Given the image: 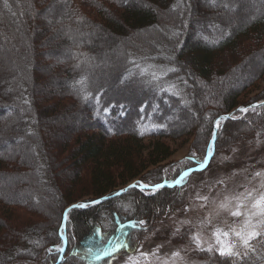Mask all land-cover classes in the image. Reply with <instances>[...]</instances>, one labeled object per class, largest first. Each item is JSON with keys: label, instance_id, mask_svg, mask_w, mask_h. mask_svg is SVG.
I'll return each mask as SVG.
<instances>
[{"label": "trees", "instance_id": "16d2710c", "mask_svg": "<svg viewBox=\"0 0 264 264\" xmlns=\"http://www.w3.org/2000/svg\"><path fill=\"white\" fill-rule=\"evenodd\" d=\"M230 1L7 0L5 7L0 0V45L11 48L20 39L27 45L17 54L19 64L10 62L18 73L11 79L0 73V116H13L14 131L24 140V153L0 156V184L13 180L28 189L21 202L9 201L14 195L0 189V264H56L61 256L57 249L63 246V216L71 206L112 196L132 182L151 187L174 182L204 162L217 118L239 115V108L264 101V89L248 102L241 100L264 79V0H258L257 10L236 14L233 20L222 10ZM146 38L153 39L152 46L144 45ZM130 40L141 45H129ZM99 45L122 47L125 61L113 80L125 77L130 81L125 84L145 93L129 124L135 106L99 90ZM45 77L49 85L41 82ZM92 82L98 93L91 90ZM77 107L86 122L74 131L71 114ZM174 111L183 120H174ZM192 135L195 143L204 138L199 153L173 175H162L160 164L172 155L162 141ZM263 135L264 106L221 124L214 159L228 139L242 144ZM148 139L159 142L140 147ZM151 166L159 167L147 172ZM189 182L155 194L132 189L105 203L71 210L61 264H108L134 253L140 235L174 207L172 199ZM54 210L60 211L51 230L55 243L46 235ZM130 222L137 226L129 227ZM117 238L128 246L104 255ZM252 248L242 259L205 251L197 258L204 264H264V238ZM17 249L27 257L20 252L9 257Z\"/></svg>", "mask_w": 264, "mask_h": 264}, {"label": "rangeland", "instance_id": "374dc122", "mask_svg": "<svg viewBox=\"0 0 264 264\" xmlns=\"http://www.w3.org/2000/svg\"><path fill=\"white\" fill-rule=\"evenodd\" d=\"M243 2L245 3V5L242 6ZM233 6H239L240 8H238V10L234 12L235 8ZM259 6L260 1L258 0H231L229 2V6L226 7L224 5V7H222V10L226 15L228 14L231 17V20H233L236 14H245L247 10L252 9L257 10ZM238 11L239 13H237ZM18 41L19 44H15L11 48L0 45V53L3 55L0 56V73L3 74L4 78L11 79V77L15 73H18L17 71L14 72V67L12 66V64H10V62L19 64L17 54H20V50L22 49V47L27 46L23 39H20ZM58 41H56V43H58ZM145 42L146 44L144 45L152 46V43L154 41L152 38L149 40H147L146 38ZM135 44L141 45L139 41L137 43L133 40H130L129 45ZM99 48L100 49L98 50V52H100L102 61L100 65L98 64V69L100 70V72L98 73V77H100V81L103 82L101 85H99V90H104L106 92L105 95H107L108 97L112 95L111 97L113 99L120 100L121 98L118 89L123 90L127 88V83L125 84V82L129 81H125V77L123 79L117 78L115 82L113 80L114 75L119 71L121 67L117 62L125 61V58H123L124 54L122 53V47L120 46L118 48H108L106 46L100 47L99 45ZM23 50L24 48L21 51ZM43 51L46 50L44 49ZM38 62L40 64L43 61L39 60ZM116 64H118L119 66H117ZM40 66L37 67L40 68ZM24 67H26L25 64ZM153 68L154 67H152V69ZM41 82L43 83V85H49L50 78L48 79L47 77H45ZM135 88V85L132 88L128 86V92L131 94L133 92H136ZM97 89V86H94V83L92 82L91 90H94L96 93H98L99 90ZM263 89L264 79H262L258 83V87L256 89L250 91L249 95H245L241 100L244 102H248L249 99L258 96L259 93H261L260 91H262ZM77 90L81 91V89ZM129 102L135 106V111L131 113L129 120H127L128 123L126 122V124L133 122V116L135 115L139 107V105L138 107L136 105L139 104V102H136L133 99H129ZM259 102L264 101L260 100ZM259 102H256L254 104H257ZM254 104H251L248 107ZM78 110L79 107H77L73 111V114H71L74 115L75 121L73 127H81L83 126V123L85 124L86 122V115L84 113L82 114ZM247 112H239L240 114L234 116V119L236 120L243 118L245 114H247ZM177 114L179 113L176 111L172 112V118L174 120H177L180 117V119L183 120L181 113L179 115ZM13 118V116H9L8 114L4 115V117L3 115L2 117L0 116V125L2 126L0 127V156L2 157H7V155L18 156L24 153L22 147L24 140H22V137L20 135H17L15 133V121L13 120ZM184 118L187 120L188 115L185 114ZM53 124L54 125L52 126V129L58 130V128H56L57 124ZM221 124L222 123H220L219 127H217V125L214 123L215 129L218 128L217 130L219 131ZM181 126L182 124L180 125V127ZM76 127L73 129L74 131L78 130ZM82 130L83 129L79 131ZM64 135H67L68 137V134ZM207 138L208 135L207 137H205V141L207 140ZM198 139V143H195L196 137L192 135L188 138H183L176 142L163 140L162 143L169 145V147L171 148L172 155L167 161H165L163 164H160V167L151 166L149 167V169H147V172L154 171L155 168L159 167L162 168V175H173L177 169L186 165V161L188 160L189 156L199 153L198 150L203 147L202 141H204V138L202 139L201 136ZM229 141L230 140L228 139V144H225V147L222 149L223 151L217 154L214 160L212 159L213 162H210L211 164H209V168H207L203 172H200V174H196L193 177H191L190 175L183 184H180L182 186L190 180L189 184L181 189L179 191V194L176 195L177 198L174 197L172 199L171 202L174 207L171 210L167 208L168 210H166L168 213L164 217L158 219L155 223H153L151 227L149 226L147 231L140 235L141 242L137 247V250L132 254H123L119 257L111 259L108 264H204L203 261L197 258V255L201 251L216 253L220 255L219 252L216 251L218 245L216 244V238L214 236V232L217 229H221L223 232H229L228 239L230 242L236 240V238L231 233V229L236 228L237 230H239L243 226L246 217L244 215H241L239 217H234L231 215V211L235 210L236 205V200L233 199V197L239 196L242 193H246V190L253 191V195H257L258 191H264V188H262V185H264V135L263 137L255 139L254 141L245 142L242 144H237V140H233L232 142ZM156 142L159 141L155 139H148L140 142L139 145L140 147L143 146V148H148L150 145L152 146V144ZM136 148H138V146H136ZM258 172L262 175L257 176L256 173ZM133 183L140 184L138 182H132L129 185ZM0 189L6 190L10 194L12 193L14 195L12 196L14 199L9 201L13 202H21L23 193H27L28 190L26 189L25 184L23 185L22 183L20 184L19 182L13 180H5L4 182H2L0 184ZM122 189L123 188L117 189L115 194ZM201 197H207V200L201 199ZM222 203L226 204L227 206L225 208H221L220 205ZM246 210L247 209L243 207L240 209L242 213ZM59 215L60 211H55L54 219L52 218V228L46 233L49 241L53 243L56 242V239L53 233L54 231L51 230L57 227V222L60 218ZM255 219L256 218H253V222H255ZM61 230L62 228H60V231ZM194 237L198 238L199 243H197V240L194 239ZM254 241H252L251 243H253ZM209 246H212V251H208ZM234 250H238L241 253L246 251L245 249L240 247L238 242L237 247ZM250 251L251 250H247V255H249ZM16 252H13L9 257L17 256L20 252V249H17ZM174 253H178V255H173ZM19 255L22 257H27V255L22 252H20ZM41 257L43 259L47 257V250L42 251ZM245 257L246 256H242V258ZM238 258L242 259L241 257Z\"/></svg>", "mask_w": 264, "mask_h": 264}, {"label": "snow or ice", "instance_id": "6c2138e0", "mask_svg": "<svg viewBox=\"0 0 264 264\" xmlns=\"http://www.w3.org/2000/svg\"><path fill=\"white\" fill-rule=\"evenodd\" d=\"M5 7H8L7 0H5ZM146 70H141V74H144ZM169 71H174V69H169ZM153 79H159V77L152 73ZM79 83H83V81H80ZM255 107V106H253ZM240 111L247 112V108L240 109ZM229 117H220V120L228 119ZM234 118V117H233ZM220 120L216 122L217 127H219ZM215 140V134H213V141ZM212 154V147L210 146L208 149V155L205 156L204 162H197L198 167L194 169H189L188 171H185L181 174L179 179L175 180L173 184L168 186H175L183 184L186 177L190 175L192 171H202L207 166V161L211 158ZM257 176H261V173H256ZM140 186L141 190L144 189V187L148 186H141V185H132L130 187H137ZM163 184H156L152 186V191L155 192L156 190L164 187ZM262 188H264V185H262ZM122 191H127V189H124ZM256 191V190H254ZM118 195V194H117ZM201 199L207 200V197H201ZM233 199L236 200L235 210L231 211V215L234 217H239L241 215H244L246 217L243 226L237 230L236 228L231 229L232 235L236 238L235 241H229V232H223L221 229H217L214 232V236L216 238V244L218 247L216 248V251L219 252L221 256H228V257H241L247 256L248 252L247 250H254L252 248V241L257 240L258 238L264 237V191H258L257 195H253V191H247L246 193H242L239 196L233 197ZM250 205V207H249ZM87 205L80 204V205H73V207H86ZM226 204H221V208H225ZM246 208L247 210L245 212H241V208ZM253 218L255 219V222H253ZM140 223H144L143 221H140ZM129 227H136V222H130L128 225ZM194 239L197 240V243H199L198 238L194 237ZM237 242L239 243L240 247L245 249L243 253H241L238 250H234L237 247ZM112 241H109V244L112 245ZM128 245L126 243H120L118 242L115 244V247L111 250L109 248L104 249V255H110L111 251H118L121 247H127ZM57 251H63L62 248L57 249ZM91 252L92 250L89 249ZM208 251H212V246H209ZM146 255V254H145ZM173 255H178V253H174ZM101 258L99 255H97V259Z\"/></svg>", "mask_w": 264, "mask_h": 264}, {"label": "water", "instance_id": "95a60500", "mask_svg": "<svg viewBox=\"0 0 264 264\" xmlns=\"http://www.w3.org/2000/svg\"><path fill=\"white\" fill-rule=\"evenodd\" d=\"M253 106H255V107H253ZM262 106H264V102H259V103H257V104H254V105H252V106H250V107H248L247 109L248 110H251V109H254V110H256V109H259V108H261ZM243 109V108H242ZM243 113H246V112H243ZM222 117H229L228 119H225V120H220V118H218L217 119V121L218 120H220V123H225V122H227V121H230V120H234V113H231V114H228V115H225V116H222ZM216 121V122H217ZM219 123V124H220ZM216 124V123H215ZM217 125V124H216ZM218 128H216L215 129V131H214V134H215V140L212 142V144H211V147H212V154H211V158L207 161V166H208V164L211 162V160H212V158H213V156H214V154H215V149H216V139H217V130ZM206 166V167H207ZM206 167L204 168V169H206ZM203 169V170H204ZM202 170V171H203ZM192 172H198V171H192ZM191 172V173H192ZM191 173H190V175H191ZM188 177V176H187ZM186 177V178H187ZM179 179V178H178ZM173 184V183H172ZM132 185H141V186H145V185H143V184H136V183H133V184H131V185H128L127 187H125V188H123L122 190H124V189H127V191H122V190H120V191H118L116 194H114V195H112V196H106V197H103V198H100L99 200H97V201H93V202H89V203H84V205H87L86 207H83V208H87V207H93V206H96V205H99V204H102V203H105V202H107V201H109V200H111V199H113V198H115V197H118V196H121V195H124L126 192H128L129 190H132V189H137V190H140V191H142L141 190V187L140 186H137V187H130V186H132ZM163 185H165L164 187H162V188H173V187H176V186H178V185H175V186H168V185H171V184H166V183H164ZM162 188H160V189H162ZM147 189H151L149 186L148 187H144V189L143 190H147ZM160 189H158V190H160ZM157 190V191H158ZM118 194V195H117ZM76 208H80V207H73V206H71L68 210H67V212L68 211H70V210H73V209H76ZM66 223H67V213H65V215H64V221H63V223H62V231H66ZM65 233V232H64ZM63 242H64V248H66V246H67V243H68V241H67V238H66V235L63 237ZM63 253H65V251L63 252ZM60 261H61V259H60ZM59 261V262H60ZM58 262V263H59Z\"/></svg>", "mask_w": 264, "mask_h": 264}, {"label": "bare ground", "instance_id": "6f19581e", "mask_svg": "<svg viewBox=\"0 0 264 264\" xmlns=\"http://www.w3.org/2000/svg\"><path fill=\"white\" fill-rule=\"evenodd\" d=\"M117 63H119L120 65H121V62H117ZM117 66H119L118 64H116ZM119 73V72H118ZM122 73V72H121ZM116 75V74H115ZM98 79L100 80V77H98ZM136 80H138V79H136ZM139 81V80H138ZM102 81H100L99 82V84L101 83ZM130 82V81H129ZM102 84V83H101ZM128 86L130 87V88H132L133 86H134V84H131V85H129L128 83H127V88H125V89H118L119 90V95H120V98H121V100H127V101H129V99L131 100V99H133V100H135L136 102H140V101H142L141 99L142 98H144L145 97V93L143 94V93H139V92H136V93H139V94H136V93H129L128 92ZM117 90V91H118ZM124 98H126V99H124ZM260 109V108H259ZM239 112H241L242 113V111H240V109L238 110V113ZM220 118V117H219ZM218 119V118H217ZM217 119L215 120V123H216V121H217ZM223 124V123H222ZM212 142H213V139H212V141H211V144H212ZM213 160H214V158H213ZM213 160L211 161V163L213 162ZM211 163H209V164H211ZM209 164H208V166H209ZM206 167V169L207 168H209V167ZM195 168H197V167H195ZM192 169H194V168H192ZM206 169H204L203 171H205ZM188 171V170H187ZM203 171H198V172H192V173H200V172H203ZM185 172V171H184ZM183 172V173H184ZM181 176V175H180ZM179 176V177H180ZM172 184V183H171ZM143 185H145V186H148V185H146V184H143ZM151 189H147L146 191L148 192V193H150V194H155V193H157V192H159L160 190H162V189H164V188H162V189H160V190H156L155 192H153L152 191V187L151 186H149ZM174 188V187H173ZM127 193V192H126ZM121 196H123V195H121ZM121 196H118V197H121ZM116 198V197H115ZM99 200V199H98ZM95 201H97V200H95ZM82 204H84V203H82ZM75 205H80V204H75ZM71 211V210H70ZM70 211H66L65 213H67V215H68V213L70 212ZM65 215V214H64ZM67 220H68V218H67ZM63 221H64V216H63ZM61 228H62V226H61ZM65 232V233H64ZM61 233H62V243H63V246L61 247L62 249H63V251L61 252L60 251V253H61V256H60V258L62 259V261L64 260V254L66 253V251H67V248H68V243H67V246H66V248H64V242H63V237L66 235V238H67V241H68V235H67V223H66V231H62L61 230ZM65 251V253H63ZM60 260H58V262H59ZM62 261H60L59 263L57 262L56 264H61L62 263Z\"/></svg>", "mask_w": 264, "mask_h": 264}]
</instances>
